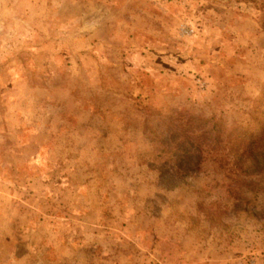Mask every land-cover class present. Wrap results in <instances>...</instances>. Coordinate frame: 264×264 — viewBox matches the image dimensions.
Returning <instances> with one entry per match:
<instances>
[{
    "label": "rangeland",
    "instance_id": "1",
    "mask_svg": "<svg viewBox=\"0 0 264 264\" xmlns=\"http://www.w3.org/2000/svg\"><path fill=\"white\" fill-rule=\"evenodd\" d=\"M257 104L264 0H0V264H264V176L163 189L145 129Z\"/></svg>",
    "mask_w": 264,
    "mask_h": 264
},
{
    "label": "trees",
    "instance_id": "2",
    "mask_svg": "<svg viewBox=\"0 0 264 264\" xmlns=\"http://www.w3.org/2000/svg\"><path fill=\"white\" fill-rule=\"evenodd\" d=\"M145 122L146 137L163 166L156 176L163 189L176 187L183 177L210 164L227 173L264 176V109L259 106L249 114L248 132L239 126L227 129L214 117L175 111H147Z\"/></svg>",
    "mask_w": 264,
    "mask_h": 264
}]
</instances>
